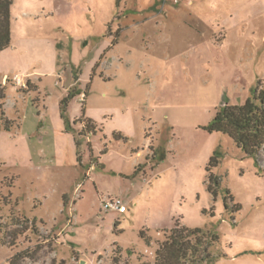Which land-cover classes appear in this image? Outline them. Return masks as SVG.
I'll return each instance as SVG.
<instances>
[{"label":"rangeland","instance_id":"obj_1","mask_svg":"<svg viewBox=\"0 0 264 264\" xmlns=\"http://www.w3.org/2000/svg\"><path fill=\"white\" fill-rule=\"evenodd\" d=\"M13 2L0 53L12 122L0 133V264L20 252L34 254L22 264H154L177 225L219 237L214 264H264V167L206 131L215 109L187 91L204 60L192 49L224 34L208 17L235 1ZM103 197L126 214L103 210Z\"/></svg>","mask_w":264,"mask_h":264},{"label":"trees","instance_id":"obj_2","mask_svg":"<svg viewBox=\"0 0 264 264\" xmlns=\"http://www.w3.org/2000/svg\"><path fill=\"white\" fill-rule=\"evenodd\" d=\"M13 3V0H0V53L11 46ZM5 101L6 90L0 85V133L12 128V122L6 117ZM204 129L209 133L228 136L246 156L258 160L264 152V84L259 82L243 105H231L224 95L212 121ZM220 158L219 151H215L206 167L208 190L214 196L217 195L220 180L212 171L219 166ZM218 241L219 237L213 232L177 225L167 231L165 240L159 243L154 264H214L216 258L210 253V248ZM33 256V253L20 252L8 264H22Z\"/></svg>","mask_w":264,"mask_h":264},{"label":"crops","instance_id":"obj_3","mask_svg":"<svg viewBox=\"0 0 264 264\" xmlns=\"http://www.w3.org/2000/svg\"><path fill=\"white\" fill-rule=\"evenodd\" d=\"M234 1L235 3L231 6H218L214 9L216 16L208 17L213 29L219 28L223 31L224 34L220 41L216 44L209 40L192 49L195 60H200L202 57L204 60L192 69L194 78L187 91L200 94L203 106L209 109L218 108L224 95L229 98L231 105H243L250 98L257 84L259 82L264 84V73L262 72L264 60L260 61L257 55L256 58L249 53V50L252 52L254 50L259 54L264 48V0ZM198 13L207 20L203 7H199ZM248 32L253 38L248 37ZM232 34L235 37H231ZM260 35L261 41L257 40L259 42L257 43L254 39ZM218 53L219 60L215 62ZM248 53L249 58L246 56ZM256 59H258L257 64ZM207 75L212 78L203 83L201 77ZM7 79L8 76L5 75L3 80ZM14 79L19 86L25 87L19 77ZM258 160L264 167V152Z\"/></svg>","mask_w":264,"mask_h":264},{"label":"built area","instance_id":"obj_4","mask_svg":"<svg viewBox=\"0 0 264 264\" xmlns=\"http://www.w3.org/2000/svg\"><path fill=\"white\" fill-rule=\"evenodd\" d=\"M101 203L102 208L105 211H115L119 214H125L127 212V207L120 199L103 197Z\"/></svg>","mask_w":264,"mask_h":264}]
</instances>
